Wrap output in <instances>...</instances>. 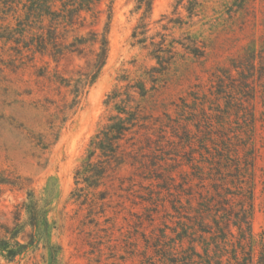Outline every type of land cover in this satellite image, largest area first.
Segmentation results:
<instances>
[{
  "label": "rangeland",
  "instance_id": "obj_1",
  "mask_svg": "<svg viewBox=\"0 0 264 264\" xmlns=\"http://www.w3.org/2000/svg\"><path fill=\"white\" fill-rule=\"evenodd\" d=\"M198 1L155 0L147 35L134 38L136 1L116 0L107 64L63 123L67 89L38 75L46 65L40 55L26 53L21 62L11 37L21 0H0V237L15 224L28 191L42 196L49 184L59 264H141L144 234L154 238L165 223L175 226L172 200L179 194L176 200L188 205L191 187L202 184L196 174L208 185L220 165L233 190L242 184L249 194L252 185V227L258 244L264 239V0ZM185 5L195 8L193 17ZM105 20L104 14L100 28ZM162 39L166 50L158 61L153 41ZM79 64L64 62L70 69ZM139 79L147 80L149 94L144 127L129 150L140 155L99 186L77 183L91 137L115 113L108 92L121 84L139 99V89L127 86ZM30 232L26 226L20 240ZM44 254L36 245L15 262L0 260L45 264Z\"/></svg>",
  "mask_w": 264,
  "mask_h": 264
},
{
  "label": "trees",
  "instance_id": "obj_2",
  "mask_svg": "<svg viewBox=\"0 0 264 264\" xmlns=\"http://www.w3.org/2000/svg\"><path fill=\"white\" fill-rule=\"evenodd\" d=\"M104 1L21 0L22 14L11 30V37L22 63L25 55H31V59L40 55L46 65L40 68L38 75L67 89L64 97L69 95L71 99L59 109L63 123L69 120L72 111L76 113L107 64L116 0H108L103 7ZM135 1L133 11L140 16L132 35L137 38L141 33L147 35L155 0ZM184 7L189 17L196 14L193 6ZM104 14L106 20L100 28ZM153 42L157 50L151 55L159 61L162 58L160 53L166 50L165 39ZM75 58L84 64L73 69L64 65ZM52 62L55 63L53 71ZM61 65H64L63 70H59ZM130 83L128 88L133 87L134 91L138 88L140 98L131 90L123 92L121 84L108 92L106 103L114 102L115 113L109 122L100 124L91 137L83 162L75 170L77 183L82 179L89 186H99L112 171L124 166L129 157L140 155L130 154L129 147L137 145L133 140L144 127V102L149 88L146 79H139L136 85ZM219 166H216L219 175L208 176L211 179L208 185L204 184L206 177L196 174L202 184L197 190L191 187L188 205H181V201L176 200L180 198L179 194L172 200V215L177 218L175 226L165 223L160 228L161 234L154 238L144 234L145 249L138 250L143 255L141 264H264V239L258 244L252 227V185L249 194L244 192L242 184L237 191L233 190ZM252 167L254 170L255 161ZM238 171L236 176L241 181ZM52 193L49 184L42 196L33 190L28 191L27 200L17 211L15 224L7 226L6 235L0 237V255L7 262H15L30 247L42 245L46 250L45 264L60 263L62 246L52 241L53 225L48 216ZM22 211L26 216L23 220ZM26 226L31 227V232L28 240L22 242L19 235ZM132 254L133 257L135 253Z\"/></svg>",
  "mask_w": 264,
  "mask_h": 264
}]
</instances>
